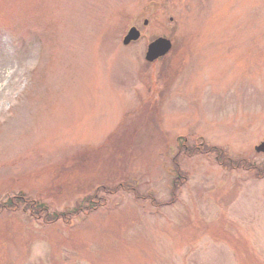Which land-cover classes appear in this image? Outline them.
I'll list each match as a JSON object with an SVG mask.
<instances>
[{
  "label": "rangeland",
  "instance_id": "rangeland-1",
  "mask_svg": "<svg viewBox=\"0 0 264 264\" xmlns=\"http://www.w3.org/2000/svg\"><path fill=\"white\" fill-rule=\"evenodd\" d=\"M263 140L264 0H0V264H264Z\"/></svg>",
  "mask_w": 264,
  "mask_h": 264
},
{
  "label": "trees",
  "instance_id": "trees-1",
  "mask_svg": "<svg viewBox=\"0 0 264 264\" xmlns=\"http://www.w3.org/2000/svg\"><path fill=\"white\" fill-rule=\"evenodd\" d=\"M208 148V149H207ZM217 150V161H220L223 165H226V166H229V167H242L243 165H247L248 163L245 161V159H239V160H233L232 158H230L227 153L224 151L223 148L221 147H216V146H205L203 148V150H198V148L196 147H188V148H185L184 146H181L180 147V153L179 154H182L185 152V154H188V155H191V156H194L195 154H199V153H203V154H206V152L208 151H211V150ZM174 160L177 162V157L174 158ZM177 167H178V162H177ZM177 172H178V176L175 177V180H174V190H172V194H173V199L169 202V203H173L174 199L176 198L175 197V192H177V190L181 187L180 184L182 182L185 181V177H182V171L179 169V167L177 168ZM262 175H264V172L262 173ZM180 186V187H179ZM99 191H106L107 193H112V189L110 188H107L106 186H101V187H98ZM117 190V189H116ZM101 197V196H100ZM99 197V194L98 193H94L92 195L91 198H87L85 200V202H88L90 201L87 205H85L86 207H84L83 205H80L78 208H76L75 210H72V211H68L66 213H63V216L65 217V215L68 217V216H71L72 214H75L77 215V211H81V210H88L87 211V214L90 213L91 209L95 210V208H98L99 206L101 205H104V201H103V198L101 200V198ZM24 203L26 208H29L30 211H31V214L33 215V217H38L41 213L44 215V218L46 220H53L54 218L56 217H62V214H58V213H55L54 215H51L53 216L54 218L51 219V216H50V213H49V208L47 206H45L44 204H40L39 202L31 199V198H28L25 196V194H22V195H16V196H13L11 198H7L5 202H2L0 201V212H3V211H9V210H12V211H17V209L19 208L20 209V205L21 203ZM101 203V205H99ZM82 206V208H81Z\"/></svg>",
  "mask_w": 264,
  "mask_h": 264
},
{
  "label": "water",
  "instance_id": "water-1",
  "mask_svg": "<svg viewBox=\"0 0 264 264\" xmlns=\"http://www.w3.org/2000/svg\"><path fill=\"white\" fill-rule=\"evenodd\" d=\"M147 23V21H145ZM141 36V32L139 29L135 26H133L125 36L123 42L125 45L129 44L131 41L138 40ZM172 48V42L171 40L160 37L151 42L148 46V50L146 53V59L148 61H154L157 58L164 56L167 54L170 49ZM256 151L258 152H264V141L260 143L258 146H256Z\"/></svg>",
  "mask_w": 264,
  "mask_h": 264
},
{
  "label": "flooded vegetation",
  "instance_id": "flooded-vegetation-1",
  "mask_svg": "<svg viewBox=\"0 0 264 264\" xmlns=\"http://www.w3.org/2000/svg\"><path fill=\"white\" fill-rule=\"evenodd\" d=\"M141 37H142V36H141ZM198 144H200V143H198ZM195 145H197V143H196ZM198 147H200V145H199Z\"/></svg>",
  "mask_w": 264,
  "mask_h": 264
}]
</instances>
